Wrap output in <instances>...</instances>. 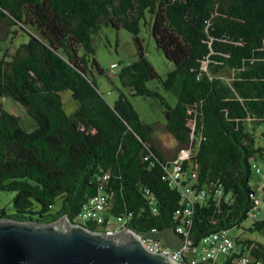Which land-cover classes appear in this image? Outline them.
Segmentation results:
<instances>
[{
  "label": "trees",
  "instance_id": "trees-1",
  "mask_svg": "<svg viewBox=\"0 0 264 264\" xmlns=\"http://www.w3.org/2000/svg\"><path fill=\"white\" fill-rule=\"evenodd\" d=\"M7 20L28 39L0 59V97L24 106L35 128L25 131L20 117L0 105V192L15 193V214L1 210L0 218L50 224L65 216L75 224L83 205L103 192L110 196L107 220L123 216L139 234L156 229L167 246L172 236L181 239L176 213L184 203L164 178L170 163L153 142L155 125L140 118L122 90L109 103L95 77L105 71L93 35L102 26L124 28L139 58L117 70L111 65L121 87L158 101L166 131L182 146L195 145L183 171H197L193 188L207 196L192 207L189 238L197 246L209 234L243 228L233 257L264 261V242L244 236H264V219L250 218L263 134L249 129L264 122V0H0V25ZM142 25L175 64L165 79L146 57ZM226 69L231 81L222 77ZM155 79L175 106L150 88ZM66 91L78 103L70 115ZM105 174L110 179L102 184ZM84 225L98 229L94 221Z\"/></svg>",
  "mask_w": 264,
  "mask_h": 264
},
{
  "label": "rangeland",
  "instance_id": "rangeland-1",
  "mask_svg": "<svg viewBox=\"0 0 264 264\" xmlns=\"http://www.w3.org/2000/svg\"><path fill=\"white\" fill-rule=\"evenodd\" d=\"M139 38L147 59L152 64L159 77L161 79H165L167 73L175 68V64L166 59L163 52L157 48L151 31L143 25L140 29ZM27 39V34L20 27H12L8 20L3 22L0 25V59H2L5 53L13 55L18 46L26 42ZM93 39L96 53L95 58L100 67L105 71L104 75H100L97 71H95V77L97 79L100 92L105 95L109 103H114L118 98L119 90H122L132 102L140 118L145 123L155 125V130L152 134L153 142L158 151L171 165H173L179 154L186 152L190 146L186 147L180 145L174 137L166 131L164 111L158 101L151 98L132 95L130 90L121 87L118 78L111 70V65L114 63L121 67L122 65L133 63L138 60V47L134 35L124 28L116 29L111 26H102L101 30L93 35ZM233 76V72L227 69L222 73V77L228 81H231ZM149 86L152 89L158 90L172 106L176 105V98L162 88L159 79H155L150 82ZM62 96L64 109L66 113L70 115L76 111L78 103L72 99L70 91L62 93ZM0 105H3L5 109L20 117V125L25 131L30 132L35 128V121L27 114L26 109L20 103L12 99H4L0 97ZM250 128H255L259 136L264 134V122L259 125L251 122L249 129ZM194 146L195 145H192L191 149H194ZM187 152H189V150ZM253 163L261 165L255 161ZM252 186L255 191L264 195V173L262 175L255 174ZM14 197L15 193L0 192V212L1 210H5L6 214L9 216L15 214L13 204ZM61 203V200H58L55 206L56 209H59ZM78 221V223L84 224L80 219H78ZM251 223L252 220L248 219L243 223V227L249 228ZM242 231L243 228L230 230L229 237L232 239L239 236L242 237ZM244 236L264 242V236L258 233H246ZM199 248L202 251L206 249V247L202 244Z\"/></svg>",
  "mask_w": 264,
  "mask_h": 264
},
{
  "label": "water",
  "instance_id": "water-1",
  "mask_svg": "<svg viewBox=\"0 0 264 264\" xmlns=\"http://www.w3.org/2000/svg\"><path fill=\"white\" fill-rule=\"evenodd\" d=\"M0 264H171L132 233L91 231L65 216L50 224L0 218Z\"/></svg>",
  "mask_w": 264,
  "mask_h": 264
},
{
  "label": "built area",
  "instance_id": "built-area-1",
  "mask_svg": "<svg viewBox=\"0 0 264 264\" xmlns=\"http://www.w3.org/2000/svg\"><path fill=\"white\" fill-rule=\"evenodd\" d=\"M117 64H113L114 70L118 69ZM264 142V134L261 137ZM194 143H191L189 152H182L179 154L177 160L173 165L166 168L165 179L169 185L174 189L180 191L184 207L177 210V215L180 218V225L177 226L176 232L181 236V245L178 248H173L164 244L158 230L153 229L151 233L139 234L133 229L128 227V220L121 216L116 219L107 220V210L110 203V196L100 192L95 197L89 199L83 205L81 213L78 217L82 223L94 221L98 225L97 232L104 233L105 235H113L117 232L124 230L125 232L132 233L139 239L145 248L149 251L161 254L169 258L171 264H264V261L253 259L250 256L233 257L236 248L235 239L229 237V231L221 230L216 233L205 236L199 245L195 246L189 238L188 229L192 225V207L207 196L206 190H195L194 183H196L197 171L190 170L184 173L183 163L188 160L193 149ZM253 170L256 175L264 173L263 168L258 164H253ZM110 179L109 174L101 177L102 184ZM149 197V204L152 212H157L156 198L147 191ZM223 187L220 184L215 186V197L220 199L223 196ZM254 208L250 212L251 219L263 220L264 219V195L256 192L253 194ZM261 217V218H260ZM67 218V217H66ZM79 221L77 220L76 223ZM80 224V223H78ZM204 245L206 249L200 250L199 246Z\"/></svg>",
  "mask_w": 264,
  "mask_h": 264
},
{
  "label": "crops",
  "instance_id": "crops-1",
  "mask_svg": "<svg viewBox=\"0 0 264 264\" xmlns=\"http://www.w3.org/2000/svg\"><path fill=\"white\" fill-rule=\"evenodd\" d=\"M169 243H170L169 245L172 246L173 248H178L181 245V239L178 238V237L174 238L172 236V238L170 239Z\"/></svg>",
  "mask_w": 264,
  "mask_h": 264
}]
</instances>
